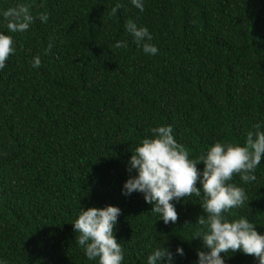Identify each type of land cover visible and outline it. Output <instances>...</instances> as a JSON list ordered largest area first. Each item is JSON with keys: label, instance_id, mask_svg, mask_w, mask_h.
<instances>
[{"label": "trees", "instance_id": "1", "mask_svg": "<svg viewBox=\"0 0 264 264\" xmlns=\"http://www.w3.org/2000/svg\"><path fill=\"white\" fill-rule=\"evenodd\" d=\"M17 3L31 5L35 19L9 33L0 15L15 49L0 69V264H97L72 223L80 207L107 205L121 209L122 264H147L162 244L172 264H198L197 250H209L192 239L201 198L173 200L178 219L165 225L142 193L122 194L136 174L128 163L161 125L190 159L216 142L243 145L255 123L264 129V0H143V12L131 0H0V14ZM129 19L148 29L155 55L133 42ZM254 175L233 176L247 200L226 215L264 235V158ZM221 257L258 264L242 252Z\"/></svg>", "mask_w": 264, "mask_h": 264}, {"label": "clouds", "instance_id": "2", "mask_svg": "<svg viewBox=\"0 0 264 264\" xmlns=\"http://www.w3.org/2000/svg\"><path fill=\"white\" fill-rule=\"evenodd\" d=\"M131 3L144 11L143 0H131ZM121 7L117 3L109 15L115 16ZM0 15L9 33L27 31L35 19L31 5L27 3L10 6ZM38 18L47 23L48 13H40ZM125 28L145 54L158 52L157 47L150 43L152 36L146 27L129 19ZM114 47L126 48L127 43L118 41ZM14 52L12 36L0 33V69L5 67V62ZM40 65L37 55L33 58L32 67L39 68ZM151 133V137L144 138L131 151L128 171L134 170L136 174L125 181L122 194L142 193L145 202L153 206L151 212L158 214L165 225L178 219L173 200L193 195L201 198L203 214L197 217L196 222L200 230L192 239L199 238L209 250H197L198 264H225L221 253L229 251L254 256L258 264H264V235L246 217L230 221L226 215L247 200L245 189L231 183L233 176L239 175L244 183L256 180L254 172L264 158L261 123L252 125L243 145L216 142L196 159H190L188 149L177 143L171 126L154 127ZM200 163L204 165L202 173L197 168ZM198 181L201 187H197ZM120 215L121 209L117 206L88 207L87 210L80 207L78 218L72 225L78 234L76 242L89 260L97 261V264H122L124 251L114 235ZM176 253L183 255V248L177 247ZM161 261H166V264L173 261V253L163 244L155 247L147 257V264H161Z\"/></svg>", "mask_w": 264, "mask_h": 264}]
</instances>
